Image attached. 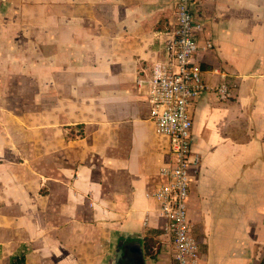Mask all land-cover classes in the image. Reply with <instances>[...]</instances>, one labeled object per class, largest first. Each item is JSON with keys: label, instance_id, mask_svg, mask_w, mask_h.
Masks as SVG:
<instances>
[{"label": "crops", "instance_id": "crops-1", "mask_svg": "<svg viewBox=\"0 0 264 264\" xmlns=\"http://www.w3.org/2000/svg\"><path fill=\"white\" fill-rule=\"evenodd\" d=\"M175 4L0 0V264H110L123 236L155 243L146 264H172L148 196L170 144L138 81L169 61ZM193 12L210 87L191 110L198 264H264V0ZM214 69L234 86L227 101Z\"/></svg>", "mask_w": 264, "mask_h": 264}, {"label": "built area", "instance_id": "built-area-1", "mask_svg": "<svg viewBox=\"0 0 264 264\" xmlns=\"http://www.w3.org/2000/svg\"><path fill=\"white\" fill-rule=\"evenodd\" d=\"M209 0H176V23L165 45L168 62L156 63L151 73L138 81L148 91L150 119L159 135L168 139L171 162L160 169L165 179L148 196L158 203L163 220L162 230L171 240L172 264H198L199 245L189 221L191 168L198 167L201 158L192 152V106L209 89L203 79V70L196 63L198 37L203 23L194 15L193 7ZM212 44L206 42L205 49ZM222 78L214 87L220 100L232 97L227 75L218 69L212 71Z\"/></svg>", "mask_w": 264, "mask_h": 264}, {"label": "water", "instance_id": "water-1", "mask_svg": "<svg viewBox=\"0 0 264 264\" xmlns=\"http://www.w3.org/2000/svg\"><path fill=\"white\" fill-rule=\"evenodd\" d=\"M144 241L140 236H123L115 246V256L110 264H146Z\"/></svg>", "mask_w": 264, "mask_h": 264}, {"label": "rangeland", "instance_id": "rangeland-1", "mask_svg": "<svg viewBox=\"0 0 264 264\" xmlns=\"http://www.w3.org/2000/svg\"><path fill=\"white\" fill-rule=\"evenodd\" d=\"M148 244H149V246L147 247ZM152 245H154V248H155V243H153L152 240H151V241H147V244H146V246H145V252H147V253L149 254L148 248H149L150 251H151V253H150V255H151L150 258H151V259L157 256L155 250L152 249Z\"/></svg>", "mask_w": 264, "mask_h": 264}, {"label": "trees", "instance_id": "trees-1", "mask_svg": "<svg viewBox=\"0 0 264 264\" xmlns=\"http://www.w3.org/2000/svg\"><path fill=\"white\" fill-rule=\"evenodd\" d=\"M149 246V244L147 245V247ZM152 249H154V245H152ZM148 251H149V254L147 253V256H151L150 255V253H151V251H150V249L148 248Z\"/></svg>", "mask_w": 264, "mask_h": 264}]
</instances>
